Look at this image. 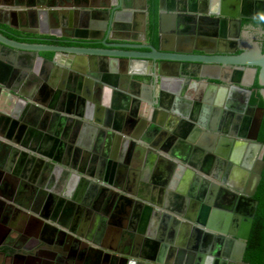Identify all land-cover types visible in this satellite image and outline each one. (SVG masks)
<instances>
[{"label":"crops","instance_id":"obj_1","mask_svg":"<svg viewBox=\"0 0 264 264\" xmlns=\"http://www.w3.org/2000/svg\"><path fill=\"white\" fill-rule=\"evenodd\" d=\"M77 1L79 8L83 9H110L105 0ZM132 1L133 13L126 21L127 28L114 30L118 35H110V42H151L148 34L149 12L143 10V0ZM253 1L250 6L252 11L255 10ZM73 2L0 0V9L4 10L1 16L20 23L29 22V27H34L30 17L28 21V17L20 19L19 15L14 18L8 10H58L69 7L65 4ZM239 7L242 10V3ZM206 8L210 5L206 4ZM209 16L200 13L182 24L194 25L204 35L203 31L212 27ZM93 20L98 24L91 29L105 33L107 28L99 24L101 21L97 18ZM61 22L54 27L60 29L62 35L69 33L70 27ZM46 25L53 28L49 22ZM175 26L171 19L164 20L167 34L170 35ZM229 27L227 23L226 31L230 32ZM45 35L57 38L52 34ZM195 35L196 41L201 38L199 33ZM241 36L244 37V33L239 35L235 29L234 35L226 37L221 43L219 52L225 53L233 47L237 53L241 52L245 45L244 41H240ZM231 41L236 42L232 47ZM94 45L104 46L101 42ZM121 49L149 50L127 46ZM54 54L52 51L39 53L20 48H0V89L6 88L1 83L3 81L10 88L26 92L39 100L26 96L28 102L40 105L50 113L41 115L36 123L22 121V112L17 111L18 99L0 91V198L7 200L10 195L12 200H16L19 191L24 193L19 199L24 206L13 201L16 209L0 204V218L4 215L12 217L13 225L20 232L29 233V241H24L22 250L33 245L30 241L32 233L50 232L53 227L49 224L74 237L78 233L83 235L79 239L65 241L60 246L63 252L58 256L48 253L35 257L32 251H24L27 264H185L184 257L174 255L172 248L176 246L181 228L177 218L184 219L176 210H180L183 198L188 191L191 192L193 183L183 173L184 166L188 164L181 166L172 161L182 162L173 155L177 151L190 160L197 144L189 140L190 132L185 136L177 133L186 126L185 120L188 119H171L170 108L177 97H183L184 103L189 104L203 89L204 106L210 108L204 119L219 124L222 123V112L212 110V106L231 105L243 115L249 109L243 100V89L232 90L223 86L220 80H217L220 88H215L210 83L215 81L212 79L202 85L207 80L193 76L195 73L192 70L170 65L164 70L161 95L159 69L154 60L138 61L130 66L131 71L110 70L103 73V77L110 74L108 80H104L97 70L98 55L59 52L53 63L48 59ZM232 83L237 84L236 88H239L238 85L250 88L253 84L252 71L236 75ZM16 93L23 96L20 92ZM162 102L164 106H160ZM25 107L27 105H22L21 109ZM191 110V107H186V111ZM99 112L103 121L106 119L104 112L110 114L108 121L111 126L108 130L120 125L130 132H117L120 136L106 140L108 136L99 131L102 127L98 121ZM213 112L217 118L212 116ZM83 113L89 117L83 116ZM137 127L140 132H136ZM160 135L164 136L163 141L159 142V147L153 146L150 142ZM124 136L135 138L125 140ZM143 136L149 142L142 139ZM84 177L95 180L96 187L88 184ZM222 196L218 193L215 199ZM211 208L206 215L215 214L221 220L228 212L223 207ZM190 209L192 206L189 204L187 211ZM41 214L46 216L44 225L34 219ZM53 218L56 220L52 221ZM194 235L191 229L188 236L192 238ZM162 250H165L164 262L158 263L155 259Z\"/></svg>","mask_w":264,"mask_h":264},{"label":"water","instance_id":"obj_2","mask_svg":"<svg viewBox=\"0 0 264 264\" xmlns=\"http://www.w3.org/2000/svg\"><path fill=\"white\" fill-rule=\"evenodd\" d=\"M73 3H66L65 5L69 6L65 9L58 10H38L33 9H13L8 10V13L11 14L14 18L16 15L20 16V19L32 17L34 21V27L25 26V24L20 25L16 20H10L3 18L2 12L4 10L0 9V23L7 26L9 29L22 32L24 34H52L59 38L69 39L67 42H74L76 45L63 44V43H49V42H39V41H24L20 38L10 37L5 33L0 31V46L11 47V48H20L21 50L42 52V51H52L55 52L53 58L48 59L50 62L55 63V57L59 52H70V53H79V54H89V55H98V72L108 73L110 70L118 71L122 70L124 72L130 70L132 65H135L138 61H149L154 60L158 66L159 71V82L161 87V95L163 94V74L165 67L170 65L178 66L182 63H186L187 67H190L195 71L193 76L203 78V79H212L220 81H231V77L227 74L228 71L240 72L237 68L242 66L252 67L255 70L259 69V83L263 85L261 89V94L264 98V47H260L257 43L249 49H243L239 53H235L234 49H229V53H220V45L226 40L227 31L226 25L229 23L231 29L236 28L241 31L242 18H264V0H254L255 10L252 11L250 6L252 5L251 0H190V4L187 6L188 0H158V28H157V39H152L151 42L147 44H131V43H121V42H110L108 39L111 36L118 35L114 33V30L125 29L127 28V19L130 17L132 10V0H105L110 9L104 10H89L79 8L78 1ZM168 1V3H167ZM111 2V4H110ZM210 3V8H206V4ZM242 3V10L239 7V4ZM205 5V7H204ZM143 10L146 12L149 11L148 0H143ZM236 8V9H235ZM239 8V9H238ZM103 9V8H101ZM230 9V10H228ZM232 11V12H231ZM194 13V14H193ZM210 14L209 18H212V24H215L212 33L201 34L202 30H199L194 25H183L182 22L188 20L189 18H195L197 14ZM60 15L64 26H69L71 31L67 34L62 35V31L58 28L51 30H44V26L47 22L52 25H58L57 16ZM227 15L232 16L233 18H228ZM198 16V15H197ZM208 17V16H207ZM94 18L99 19V24L102 27L107 28L106 32L102 31L95 32L91 29L98 24ZM171 19L176 26L172 29L171 34H167L163 27L165 19ZM45 23V24H44ZM67 24V25H66ZM40 25V27H38ZM128 25V24H127ZM197 31V32H196ZM205 31H203L204 33ZM199 33V38L196 41L195 34ZM233 32H230V37L233 36ZM114 38V37H111ZM233 38V37H232ZM202 39V40H201ZM96 42H101L104 46L99 47L94 44ZM232 42V41H231ZM229 42V43H231ZM236 43V42H233ZM87 44V45H85ZM142 45V46H141ZM146 47L149 48L148 51H134V50H123L121 47ZM231 66H234L233 68ZM108 75H104L103 79L108 80ZM106 78V79H105ZM122 79H125L122 77ZM234 79V78H233ZM6 88L0 89L4 94L11 95L18 99L19 108L17 111L22 112V121L28 122L30 124L36 123L39 120L41 115L46 113L45 108L40 105L28 102L27 97H31L30 94L18 91V89L10 88V85L1 81ZM208 83V81L202 82ZM212 84V83H211ZM199 85V84H198ZM213 87H218L219 84H212ZM232 86L231 89L245 90L247 93L245 101L249 103V94H251V89L243 88L240 86ZM220 88V86H219ZM202 90L201 93H196L195 100L189 101V104L184 103L183 97H177V100L173 107L170 108L171 119L174 118L179 120L180 118L188 119L186 121V126L179 129L180 135L185 136L188 132L189 140L195 142L201 148H206L208 151H213L216 155L220 157L226 156L231 152L230 147L237 142L240 146H245V152L243 149L236 150L232 153L234 155L231 157V160H234L238 163L240 162V157L244 155V161L241 162L242 166L235 165L239 169L235 171L238 176L229 177V173L225 172V158L213 157L210 155V159H216V165H220V170H213L212 172L205 170L204 168L199 167L198 170L201 173L210 175L214 181L210 180L209 190L201 187L200 194L197 196L195 194L196 189L187 194L198 199H191L186 195L183 198L182 206L180 210H176L179 216L184 217L180 219V231L178 233L177 243L173 249V253L176 256H183L186 260L185 264H250L244 260L245 251L247 248L248 240L250 238L251 230L253 227L254 217L256 215L259 201L255 197V193L259 186V183L262 178V173L264 170V143L259 141V134L261 130V125L264 118V107L257 106L258 116L254 120L251 126V130L248 131V125L242 128V132H239V126L232 128L229 131L230 134L235 132L241 133L240 136L245 139L240 141L238 138L217 136V132H227L225 129L221 128L222 123L216 124L212 121L206 122L204 119V114L210 111V108L204 106V112L201 114L200 118L195 117L191 111H186V107H191L195 102L199 104L202 103ZM16 92H20L23 96L18 95ZM200 95V96H199ZM199 96V97H198ZM163 96H161V101H163ZM21 100V101H20ZM135 100V99H134ZM137 100V99H136ZM160 106H164V103H160ZM22 105H27V107L22 108ZM50 107V106H49ZM168 108V107H166ZM27 109H29L27 111ZM215 110L214 108H212ZM27 112V114H25ZM27 115V116H26ZM89 117V115H86ZM109 116H106L105 121L101 117L98 119L101 122L102 127L99 131L103 134H106L110 139L112 136H120L119 133L130 132L125 128H121L120 125H115L111 129L109 123ZM197 123V125L195 124ZM25 127V124H24ZM139 127V126H138ZM137 127V128H138ZM204 127L206 128L204 130ZM138 130V131H137ZM136 132H140L138 128ZM204 130V131H203ZM132 132V131H131ZM249 132V133H246ZM201 135V136H200ZM136 136V135H135ZM121 137L122 134H121ZM125 137V136H124ZM132 137V136H131ZM134 137V136H133ZM208 139H207V138ZM136 138H138L136 136ZM145 136L142 137L144 139ZM164 136L160 135L155 138L152 143L153 146L159 147V142L163 141ZM127 140V137H125ZM144 140L149 142L148 138ZM216 140V141H215ZM215 141V142H214ZM236 144V143H235ZM248 148L246 149V147ZM251 147H262V152L259 154L258 158L255 159V151L251 150ZM163 149V147H162ZM22 154H25L22 152ZM173 155L181 159L182 162L172 161L173 164L179 163L181 166H184L183 163H187L188 166H192V162L183 156L179 151L174 152ZM235 164V163H234ZM233 163L228 162L229 167L234 165ZM184 166V168H188ZM189 166V168H190ZM195 167V166H193ZM197 169V167L195 168ZM190 174H194L196 179L200 181L201 179L204 182H209L207 177H204L202 174H198L192 170H189ZM225 172V173H224ZM241 175H248L240 179H237ZM206 178V179H205ZM84 180L96 187V181L91 180L90 178L84 177ZM219 181L220 183L216 182ZM198 184V183H197ZM9 188V185H6ZM5 187V188H6ZM5 192V191H4ZM221 193L223 196L221 199L216 198L215 196ZM23 190L19 191L18 198L12 200L11 196L8 195L7 200L0 198L1 205H9V207L16 209L15 204H12V201L20 206L24 204L19 201L22 198ZM220 197V196H219ZM192 206V209L187 211L188 205ZM186 207V208H185ZM223 207L228 211H232V217L230 220H226L223 227H219L218 219L219 217L213 214L210 217L205 216L204 214L209 210V208ZM152 209V207H149ZM211 208V209H212ZM35 209V208H34ZM202 210V211H200ZM37 211V209H35ZM200 211V213H198ZM198 213V215H197ZM6 220H2V226L4 229L5 239L0 243V261L1 264H7L11 262L13 256L22 258L25 256L24 251L21 249L22 246L16 245L15 238H9V227L13 224ZM39 223L45 224L46 216L41 214V217L34 218ZM232 219V221H231ZM56 220V219H52ZM232 222V223H231ZM4 224V225H3ZM49 224V223H48ZM47 224V225H48ZM53 229H59L56 226H52ZM191 229L195 232V237L190 238L188 235L191 232ZM189 231V232H188ZM63 232L59 230V233ZM66 234V239H79V236H83L80 233L76 237L73 234L63 232ZM23 238V236L21 237ZM20 238V239H21ZM60 239V236H59ZM54 240L53 238L49 241L42 239L37 241L39 245L31 249L33 256H45L44 250L50 248L49 254H56L58 252L62 253L63 250L60 248L64 243L60 240ZM42 242L49 243V245L41 244ZM11 249H14L12 251ZM48 250V249H47ZM165 250L160 252L156 262L163 263V254ZM230 259L234 261H229ZM167 263V262H166Z\"/></svg>","mask_w":264,"mask_h":264},{"label":"flooded vegetation","instance_id":"obj_3","mask_svg":"<svg viewBox=\"0 0 264 264\" xmlns=\"http://www.w3.org/2000/svg\"><path fill=\"white\" fill-rule=\"evenodd\" d=\"M207 4L210 5V3H208V2H207ZM38 10H41V9L38 8ZM45 10H47V9H45ZM29 17H30V19L32 21V17L30 15L28 16V18L26 20L28 21L29 20ZM57 18H58V25H57V27H58L59 24H60V22H61V16L58 15ZM201 19H203V18H201ZM245 19H249L250 21H247L246 22ZM254 19L263 20L264 18H249V17L248 18H242L241 31H238L239 32V35H241L242 32L244 33V37L241 36L240 37V41H242V42L244 41L245 45L243 47H244L245 50L246 49H249L250 47H253L255 45V43H257L262 48L264 47V28L262 27V25L256 24L255 22H253ZM202 21H204V19ZM18 23L20 25L25 24V26H28V27L31 26V23L29 24V22L26 24V23H20V21H19ZM52 26H53V28H57V27H54L56 25H52ZM38 27H40V25ZM42 27L44 28V30H51V28L48 27L46 24L44 26H42ZM214 27H215V24H212V27L209 30L207 29L205 31V33L206 34L212 33V30L214 29ZM230 29L231 28L229 27V30ZM235 29L236 28H232L230 30V32L232 31L234 33ZM0 31L3 32V33H5L6 35H8L10 37L20 38L21 40H24V41H30V42H34V41L37 42V41H39V42L63 43V44H70V45H74L75 44L76 45V43H74V42H67V41H70V40L69 39H65V38L50 37V36L45 35V34H30V33L29 34H24L22 32L15 31L13 29H9L7 26L3 25L2 23H0ZM230 32L227 31V37L230 36ZM148 34H149V32H148ZM233 44H235V43H233V41H232L231 42V47L233 46ZM0 48H3L4 49L6 47L2 45V46H0ZM233 49H234V47H233ZM234 52L237 53L236 50ZM229 53H233V52L230 51ZM186 65H187L186 63H182V64H180L178 66H174V67H178V68H180L182 70L183 69L192 70L195 73V71L193 69H191L190 67H187ZM231 67L233 68L234 66H231ZM237 69L238 70H241V71L240 72H235V71H228L227 72V74H229V77H231L232 80L231 81H222L223 82L222 85L225 86V87H229V88H231L232 86H236L237 84L235 85L234 83H232L233 81H235L236 75H242V74L245 75L246 72H248V70L249 71L251 70L252 71V74H253V84H252V86L250 88H247V89H251V94H250L251 96H249L250 100H249V103H248V106H247L249 109L243 115L242 113H239L238 108H236V110H235L234 108L231 107V105H224L223 107H217V106L214 105L212 107L215 110L217 109V110H220L222 112V115H221V118H222L221 128L222 129H225L227 131V132H217V134H218L217 136H220V135L222 136L223 135V136L229 137V138L232 137L233 139L234 138H236V139L238 138L240 141H243L245 139H243L240 136L241 133H239V132H242L243 131L242 128L245 127L246 125H248V131H250L251 130L252 123L254 122V120L256 119V117L258 116L257 106H259V105L258 104H255V103H252L251 97H252V95L254 93V87H253L254 86V83L256 81V78L259 77V69L257 68L255 70L254 68L248 67V66H242V67L237 68ZM200 79H203V78H200ZM207 81L209 82L208 79H207ZM210 83H212V84H214V83L220 84V82L217 81V80L212 81ZM243 93H244L243 94V100H245L247 93H245V90L243 91ZM30 98L31 99H35V101H39L37 98H35V97L33 98L32 96ZM193 100H195V98ZM31 103H33V102H31ZM195 103L196 104H193L192 105V108H191L192 109V112L191 113H193L195 115V117L200 118L201 114L205 110L204 109V103L205 102L202 101V103H200V104L198 102H195ZM212 114L211 115L214 118H217V115L214 112ZM84 115H86V114L83 113V116ZM104 115L105 116H109V118H111L109 113H105L104 112ZM97 116H98V118H101L100 112L98 113ZM249 117H251V118L248 119ZM195 124L197 125L196 122H195ZM236 126H239L240 127L238 129L239 132H235L233 134H230L229 131H231L232 128H236ZM205 129L206 128L204 127V130ZM246 133H249V132H246ZM131 138H133V137H131ZM131 138H127V140L128 139L130 140ZM236 139H234V140H236ZM259 141H261V140L259 139ZM235 143L232 145V147H230L231 152H233V150L236 151V150H241V149H243V151L245 152V146H242V145L240 146V144H238L237 142H235ZM247 148H248V146L246 147V149ZM251 150L252 151H255V157L254 158L257 159L258 156H259V154L262 152V147H257V148L256 147H251ZM231 152H229L226 156L220 157L219 155H216L213 151H210V150L208 151L206 148H203V147L201 148L199 145H196L195 148H194V153H193V155L190 158V161L192 162V166L189 165L190 168L188 166V168H184L183 169V171H184L183 173H185L188 176V178L190 179L189 181L191 182V184L192 183L194 184V186L192 184V187H191L190 191H192V190L194 191V189H196L195 194L197 196H199L201 187H204V188H206V189L209 190L210 184H211L210 183V180L211 181H214L213 178H211V176L209 174L206 175L204 173H201L198 170L199 167L204 168L205 170H208L210 172H212L215 169L220 170V167H219L220 165L219 164L216 165L217 158L215 160L213 158L210 159V155H208L209 153H211V157H213V155H212V153H213L215 155V157H220L222 159L225 158L224 159L225 160L224 163L227 166L226 169H225V172L229 173V175H228L229 177L232 175L233 176V179H234L235 176H238V174H236L235 171L238 170L239 168L237 166H235V165L242 166V163L241 162L244 161V159H243L244 158V155L243 154L241 155V157L239 159L240 162L237 163L234 160V158H233V160H231V157L234 156V155H232ZM230 161L233 164L235 163L231 167H229V165H228V162H230ZM193 166H195V167H193ZM196 167H197V169H195ZM191 168H192V170H194V172H196L198 174H201V175L203 174L204 177H207V179L209 180V182L208 183L207 182H204V180H202V179L200 181H198L196 179V177H195L194 174H190L189 170ZM245 176L247 177L248 175H245ZM245 176L244 175H241L237 179H239V178L241 179L243 177V180H244L245 179ZM193 198L194 197H192L191 199H193ZM194 199H197L196 196H195ZM200 211H202V210H200ZM200 211L198 213H200ZM231 212L232 211L225 212L224 213L225 216H223L222 220L220 218L218 219V222H219L218 225H219V227H223L224 226L227 218H228V220H230L229 218H231L232 215H233V214H231ZM198 213H197V215H198ZM204 215L206 216V213ZM207 217H209V216H207ZM5 218L8 219L7 220L8 222H11L13 224L12 217H8V216H5L4 215V216H2L0 218V222H1L0 223L1 224L0 225V243L5 239V236L3 237V235H4V229H3V227H1L2 226V220H6ZM216 218H217V216H216ZM231 221H232V219H231ZM51 229L52 230H50V232L45 231V232H43L41 234H38L36 232L35 233H32L31 234V237H30V239H31L30 241L32 242L33 245H30L29 248H26L25 247V249L23 251H27V252L28 251H31L32 248H34L35 246H37V245L40 244V243L38 244V242H37L39 240L46 239V240L49 241L50 239L53 238L51 235L54 236V240L59 239V236H60V239L59 240L62 243H65V241L68 240V239L65 240L66 234L63 233L65 231L62 230L63 232L59 233V230L60 229H56V230L53 229V228H51ZM8 235H9V238L10 237L11 238H15V241L14 242L16 243V245L23 246L24 241L28 240L27 238H28L29 233H25V232L22 233V232L19 231V229L16 228V226L12 225V226L9 227V233H8ZM22 236H23V238H21ZM69 240H75V239H69ZM44 243L45 242H42L41 244H44ZM30 247H32V248L30 249ZM11 250L14 251V249H11ZM48 252L49 251L47 249L44 250V253L46 255L48 254ZM24 254H25V256H23L22 258H20V257H18V255L16 253V256L14 255L13 258H12V260H11V262H9L7 264H27L28 261H27V258H25V257H27V254L25 252H24ZM59 254H60V252H58V253H56L54 255L55 256H58ZM22 260H23V262H22ZM231 260L232 259H230L229 261H231ZM232 261H234V260H232ZM1 262L2 261H0V264H1ZM235 264H237V263H235Z\"/></svg>","mask_w":264,"mask_h":264},{"label":"trees","instance_id":"obj_4","mask_svg":"<svg viewBox=\"0 0 264 264\" xmlns=\"http://www.w3.org/2000/svg\"><path fill=\"white\" fill-rule=\"evenodd\" d=\"M149 5V24L148 32L152 39H157L158 28V0H148ZM245 21H250L245 19ZM253 22L262 25L264 28V19H254ZM31 39V38H30ZM254 93L251 97L252 103L264 107V98L261 94L263 85L259 83V78H256L254 83ZM259 139L264 142V118L261 125ZM255 197L259 201L258 209L254 217L253 227L250 238L248 240L247 248L244 255V260L250 264H264V170L262 178L255 193Z\"/></svg>","mask_w":264,"mask_h":264}]
</instances>
